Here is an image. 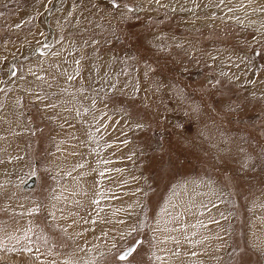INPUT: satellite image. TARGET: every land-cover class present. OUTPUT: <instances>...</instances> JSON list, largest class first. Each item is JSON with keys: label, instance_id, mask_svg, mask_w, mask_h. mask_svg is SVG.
I'll return each mask as SVG.
<instances>
[{"label": "rangeland", "instance_id": "obj_1", "mask_svg": "<svg viewBox=\"0 0 264 264\" xmlns=\"http://www.w3.org/2000/svg\"><path fill=\"white\" fill-rule=\"evenodd\" d=\"M24 3L28 0H13L7 7L13 10ZM118 3L133 10L116 9L111 0H44L46 11L38 19L47 43L36 46L28 57L51 52L52 58L58 52L56 40L64 45L74 39L75 45L70 43L61 53L70 55L61 64L43 59L44 77L40 65H25L24 74L27 69L33 73L25 81L22 71L17 75V60L23 57L16 56L11 61L16 76L0 82V106L7 92L17 86L24 90L19 101L29 121L19 134L23 140L14 181L18 185L33 171L39 175L33 190L18 185L20 197L8 198L19 201L22 220L16 226L8 225L9 218L8 223L0 220V264H82L86 257L92 264H150L152 234L162 233L154 228L180 226V216L188 211L187 198L202 194L213 205L209 224L217 228L215 243L203 229L196 242L200 261L195 257L186 264L263 263L264 247L250 258L241 255L238 246L229 259L226 243L245 244L250 218L264 209V0ZM78 18L80 24L72 23ZM67 23L72 34L63 32ZM73 58L82 69L68 62ZM105 64L111 65L105 69ZM12 66L6 68L7 75ZM90 68L94 72L87 74ZM43 105L54 111L43 112ZM30 123L35 125L33 135L27 134ZM88 139L100 143L93 141L97 150L91 149V157ZM58 145L64 161L44 165L48 148ZM60 169L62 175L55 176ZM92 169L98 171L97 179L90 178L87 171ZM56 180L63 183L57 192L59 200H65L59 213L64 226L47 208ZM228 209L231 214L226 211L222 221ZM206 218L209 214L199 215L198 222L207 224ZM81 230H94L97 253L66 255L72 250L65 247L72 240L76 243V233L72 239L69 234ZM138 237L144 238L141 247L119 260ZM209 245L218 249L212 261L215 254L203 257ZM245 249L252 254L250 246Z\"/></svg>", "mask_w": 264, "mask_h": 264}, {"label": "crops", "instance_id": "obj_2", "mask_svg": "<svg viewBox=\"0 0 264 264\" xmlns=\"http://www.w3.org/2000/svg\"><path fill=\"white\" fill-rule=\"evenodd\" d=\"M11 1H13V0H0V31L3 32L2 35H0V82L2 80H5L7 73H8V69H6V68H8V66L9 67L11 66V61H13L16 58V56L23 57L22 60H17V61H19L18 65H17V69H18L17 75L19 74V72L24 70L23 67L25 68V65L30 66L33 63H36L37 66L40 65V67L43 68L39 72H43V77H44L46 68H45V65L43 64L44 63L43 59H47V60L49 59L53 62V64H61L62 62H66V59H67L66 57L70 54H68L66 57L62 56L61 53L65 50V49H63V47L70 46L71 45L70 43H72V42H73V45H75L76 42L73 39V40H69L68 44H66L64 42V45H61V43L58 44V42L56 40V43L54 45H58L56 48L58 52L56 54H52V58L50 57L51 52L48 54L47 57H44V56H41L39 58H34V56L28 57V55L31 56V53L36 46H39L40 44L47 43V41H45L46 38H45V35L43 32L44 29H43V27L40 24V21L38 19V17H41V15L43 18V14H44V11H46L47 5L45 6V8L43 10L44 0H28V3L20 4L19 6L17 5L13 10H10V9H8L7 6L10 4ZM50 1L51 0H48V3ZM73 10H72V12H73ZM65 11L71 12L70 9L69 10L65 9ZM65 11H63L62 13H64ZM86 12H87V9H83L82 15L86 14ZM53 13H54V11H53ZM53 13L51 14V17L53 15ZM68 15H69V17H68L69 19L67 21H71L70 19H71L72 14L71 15L68 14ZM51 17H50V20H51ZM80 22H81V18H78L76 22H74V19H73L72 23L80 24ZM17 25H19V27H17ZM69 26H70V24L67 23L65 26V29L63 31V32H65V34L66 33L72 34L70 31L72 29H70ZM73 27L74 26H72V28ZM5 31H6V34H4ZM57 31H58V29H57ZM73 32H74V30H73ZM55 36H56V34H55ZM53 42H54V38H53ZM44 48H46V47H44ZM54 48H55V46H54ZM24 51H26V52L23 53ZM38 55H40V54H36L35 56H38ZM30 58H32V59L29 60ZM75 61H77L76 58H73L72 60H68V62H71L72 64L79 62V61H77V62H75ZM91 62H93V61H91ZM91 62H90V64H91ZM78 64L80 65V69H82L81 64L80 63H78ZM110 65L111 64H105V69L107 67L109 68ZM27 70L28 71L25 74L22 71V74H23L22 75L23 76L22 81H25L26 78L33 75V73H29L30 69H27ZM91 71H94V70H92L90 68V70L88 71V69H87L86 73L90 74ZM11 77H13V76H11ZM16 79H17V77H16ZM14 82H17V81L14 80L13 82H10V84H12ZM18 82H20V81H18ZM10 88H12V87H10ZM22 91H24V90H21L19 88V86H17V88L14 90V92H11V91L7 92L5 96H2V99H5V100L3 101V105L0 106V220L7 222L8 218H9V220H11L12 222L9 223L8 225H11V226L12 225L16 226L21 222V220H22V216H21V210L22 209L21 208L22 207L19 206V201H8V198H10L11 195H14V199H15V197H20V188L27 189L26 187L25 188L23 187L24 186V182H23L24 179L19 182L18 185L20 188L18 187L17 182L14 181L16 174H15V171H13L16 169L17 160L20 159V154H21V152H19L18 149L21 146L20 141H22L23 139L20 137L19 134L24 133V129H26L25 124L28 121V119H26L25 116L23 115L24 110L22 108V103L20 102L21 101L20 98L24 94ZM64 93L62 92L60 96H63ZM46 95H47V93H46ZM47 97L43 98V100H47ZM9 101H11L12 103L8 106ZM14 103H15V105L13 106V108L10 109L9 107H11L12 104H14ZM62 107H63V105H62ZM62 107L59 110H62ZM53 108L54 107H52L50 109V108H47L45 105H43L41 110L48 114L49 112L54 111ZM133 118H134V116H133ZM30 125H32V128L30 127ZM30 125H29V128L27 129V131H29V133H27V134L33 133L32 129L35 125L31 124V123H30ZM27 134H25V135L27 136ZM61 134L64 135V132H62ZM27 139H28V137H27ZM91 141H90V144H92ZM27 142H28V140H27ZM95 146L93 145L90 148V157L92 156L91 155V149L94 148L95 150H97V145H95ZM26 147L27 146H24V148H26ZM108 148H110V147H108ZM94 149H92V151ZM47 151H49V158L44 159V165L47 164V161H49V162H51V161L53 162L55 160L60 161L62 156H63V153H62L63 150H62L61 145L53 146L52 149L48 148ZM6 156H10L11 158L9 157L10 159H7ZM61 161H64V160L62 159ZM8 162H10L9 166H7ZM61 166H62V164H61ZM87 172L92 174L90 176L91 179H95L97 177V176H95V174H97L98 171L92 169V171H87ZM37 174L38 173H36L35 187H37V185H38L37 182L39 180V175H37ZM51 174H52V172H51ZM54 175L55 176H58V175L61 176L62 175L61 169L58 170L57 173H55ZM29 177H26L25 180L28 179ZM56 181H57V182H55L56 188L53 189V191L51 192V195H50L52 201L49 202V204H48L49 206H47V208L49 209V211L52 210L51 211L52 217H54L55 220L62 221L63 222L62 225L64 226L66 222H65V219L63 217V213H62V215H59V213H60V209L63 210L64 205L62 203H64L65 200H63V199L59 200L60 192H57V189L60 186H62L63 183L61 180L60 181L56 180ZM75 181H76V179H75ZM30 189H27V190H30ZM32 190H33V188H32ZM186 195H188V194L186 193ZM185 197L186 196H184L183 198H185ZM199 199L201 201L205 200L204 194H202L200 197H198V199L187 198V200H189L190 203L187 202L188 203V211L186 212V214L184 216H180L181 213L179 214L180 220H178V221H180V226L179 225L178 226L171 225V227H168L165 224H161V225H158L154 228L155 231L161 230L162 233H159L157 235L158 232H154V234H152L154 246H151V245L149 246V248H151L150 251L152 252V255H151L152 256V259H151L152 263H150V264H186V263H189V260L196 261V260H194L195 257L198 258V260L196 262H199L200 261L199 258H200L201 253L199 250H197V248H200V247L196 245V242L199 241L200 235H203V234H199L200 232L204 233L203 229L206 230L205 234L207 236V239L210 240V237H211V238H213V241L215 243V236H216L215 231L217 228L215 226V223L209 224V222L210 223L212 222L210 220H213V216H214L213 205H209L207 203V200L199 203L198 202ZM15 200H17V199H15ZM258 200H259V202H261L260 199H258ZM61 201H62V203H61ZM109 201H110L109 199H105V202L109 203ZM69 202H71V201H69ZM132 203H134V202L132 201ZM174 210H176L178 213L177 208H175ZM130 211L132 213H134L132 208L130 209ZM226 211H227V214H231L229 209L224 210V212H223L224 216L221 213L222 221H225L227 219L226 218L227 214L225 213ZM254 212H255V214H253L252 218H250V220H249V226L247 224L248 230L246 233V239L248 237V240H246V243L244 244V243L240 242L241 244L239 243L240 245H237L232 240L230 242L227 241L226 246H227L228 251H229L227 254L229 259H233V255L236 254V252L233 253L234 248H236L238 250V248H239L238 246H240V251H241L240 254L241 255H242V253L246 254L250 258L253 257V254H257L260 250L263 249V247H264V215H263L264 209L261 211L255 210ZM12 213L18 214L15 220L13 218H11ZM204 214L205 215L209 214V218H206L207 224L203 225L202 223L198 222L199 221L198 216L199 215L202 216ZM158 216L159 215H156V217H158ZM233 216L234 215H231V217H233ZM166 221L168 223L171 222L167 219H166ZM188 221L192 222V226L188 224ZM94 228H95V226H94ZM199 228H202V230H200ZM94 230L90 231V232H88V230H85V231L81 230L79 232L76 231V232L69 234L70 235V236H68L69 239H72V237L75 233H76L75 235H77V236L74 237L76 239V243L74 242V240H72L73 243L71 245L69 243V248L65 247L64 250H67V249L72 250L71 253H66V255H69V254H71L73 256L78 255L82 258V256H89L90 253H93V254L97 253L98 249H96L97 247L95 245L97 235H96V239H95V237H92V236H94ZM189 230H191V231H189ZM91 237H92V239H90ZM86 238L87 239L89 238V240L87 241ZM227 238L230 240V234H227ZM69 239H67V240H69ZM139 242L143 243L144 238L141 239ZM82 243L85 244L84 248L89 250L88 254L85 253V249H83ZM141 243L136 245L135 251L130 255V257L133 256L134 253L141 247V245H140ZM208 244H211V243H208ZM233 245H234V247H233ZM246 245L250 246V251L252 254H249V251H247L245 249ZM144 247L147 248L148 246L145 245ZM206 248H207L206 246L203 248L204 251H206L205 253H203L204 254L203 257L204 258L206 256H209V257L212 256L213 257V254H215L214 258L210 259L211 261L214 260L216 258L217 253H218V249H216V247H213L211 245H209L208 250ZM189 251H192V253ZM144 252L142 251V254H141L142 256H144V254H145ZM170 252H172V253L170 254ZM207 252L209 254H207ZM167 253H169V255H166ZM193 253H195V254L193 255ZM260 254H261L262 260H263V263L261 262L260 264H264V256H263L264 254H263V252H261ZM147 255H149V254L147 253ZM73 256H71L70 258H72ZM86 258H88V257H86ZM86 258L84 259V261H82L83 262L82 264H92L90 261H87ZM175 258H177L178 260H176ZM235 258H237V257H234V259ZM72 260H73V258L69 259V260L66 259V261L68 263L72 262ZM193 261H191V262H193ZM193 263H195V262H193Z\"/></svg>", "mask_w": 264, "mask_h": 264}, {"label": "snow or ice", "instance_id": "obj_3", "mask_svg": "<svg viewBox=\"0 0 264 264\" xmlns=\"http://www.w3.org/2000/svg\"><path fill=\"white\" fill-rule=\"evenodd\" d=\"M111 4H112V7L116 8V9H119L120 7H126L128 8L129 11H132L133 9H131L128 5H121L120 3H118V0H111ZM17 27H19V25H17ZM43 35V34H42ZM44 47H48V45H43ZM41 49L38 47L37 48V51H40ZM12 76H16V70L13 69L12 73H11ZM73 77L69 76V79H72ZM126 143V141H125ZM103 175V174H101ZM31 176H35V173L33 172L31 174ZM31 178V177H29ZM32 211H38V209H33ZM138 244L141 243V242H137ZM135 251V247H132V248H128V249H125L124 251H122L120 253V255L118 256V259L121 260V261H124L128 258V256H130L133 252ZM195 253H193L194 255Z\"/></svg>", "mask_w": 264, "mask_h": 264}, {"label": "bare ground", "instance_id": "obj_4", "mask_svg": "<svg viewBox=\"0 0 264 264\" xmlns=\"http://www.w3.org/2000/svg\"><path fill=\"white\" fill-rule=\"evenodd\" d=\"M171 1V0H170ZM172 1H174V0H172ZM46 14H47V12H46ZM46 20V19H45ZM53 26V25H52ZM51 29V28H50ZM51 32V31H50ZM55 36V35H54ZM103 62V61H102ZM104 63V62H103ZM76 64V63H75ZM94 65V64H93ZM13 67V66H12ZM80 68V67H79ZM98 69V68H97ZM94 72V71H93ZM99 73V72H98ZM103 73V72H102ZM101 74V73H100ZM107 77H108V75H107ZM97 81V80H96ZM105 82V81H104ZM107 82H109V83H111V78L109 77V79L107 80ZM93 83V82H92ZM99 83V82H98ZM102 84V83H101ZM101 84H99V85H101ZM94 85H95V83H94ZM80 105V104H79ZM80 111H81V109H80ZM79 112V111H78ZM82 112V111H81ZM71 115H72V113H71ZM72 116H74V114L72 115ZM79 116H81V113H78V117ZM121 116V115H120ZM62 118V117H61ZM60 118V119H61ZM57 119H59V116H57ZM63 119H64V117H63ZM91 120V119H90ZM63 121V120H62ZM66 121V120H65ZM79 121V120H78ZM89 126V125H88ZM90 126H91V124H90ZM121 126V125H120ZM122 127V126H121ZM89 131V130H88ZM87 130H85L84 132H87L86 133V138H88V137H90V133L88 132ZM103 131V130H102ZM94 134H96L97 135V132L95 133L94 132ZM89 141H91L92 139H88ZM93 141H95V142H97L96 140H92L91 142L93 143ZM99 142H97V144H98ZM100 144V143H99ZM93 146V145H92ZM32 183V185L30 186V187H28L27 185H30ZM35 183H36V174H35V176L33 177V178H31V180L29 181V184H24V188L26 187L27 189H30V190H32V188L34 189L35 188ZM136 247V246H135ZM129 257V256H128Z\"/></svg>", "mask_w": 264, "mask_h": 264}, {"label": "water", "instance_id": "obj_5", "mask_svg": "<svg viewBox=\"0 0 264 264\" xmlns=\"http://www.w3.org/2000/svg\"><path fill=\"white\" fill-rule=\"evenodd\" d=\"M49 9H50V8H49ZM11 66H12V64H11ZM13 69H14V67H12V71H13ZM12 71H11V73H12ZM11 73L8 74V75L6 76L5 80L8 79L9 76H10V77L12 76ZM10 77H9V78H10ZM33 177H34V176H31V178H33ZM31 178H28V179L24 180V181H23L24 184H29V181L31 180ZM31 185H32V183H31L30 185H27V186L30 187ZM139 240H140V238H138L137 241H135L133 244H131L130 246L126 247L125 249L135 247V246L138 244L137 242H138ZM135 248H136V247H135ZM125 249H124V250H125ZM124 250H123V251H124Z\"/></svg>", "mask_w": 264, "mask_h": 264}]
</instances>
